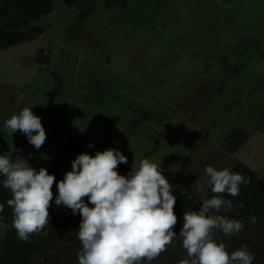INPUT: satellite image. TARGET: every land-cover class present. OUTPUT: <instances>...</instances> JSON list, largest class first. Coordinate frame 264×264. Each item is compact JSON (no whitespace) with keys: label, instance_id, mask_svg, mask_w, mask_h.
<instances>
[{"label":"rangeland","instance_id":"rangeland-1","mask_svg":"<svg viewBox=\"0 0 264 264\" xmlns=\"http://www.w3.org/2000/svg\"><path fill=\"white\" fill-rule=\"evenodd\" d=\"M18 3L0 0V27L24 30L28 20L37 30L20 51L51 60L0 73V83L20 96L21 111L33 107L46 132L39 150L24 133H13L10 154L46 168L59 182L79 154L114 148L128 160L118 165L120 175L149 159L172 189L197 202L214 195L206 166L232 170L241 163L264 180V0H81L71 6L55 0L49 10L27 16ZM235 131L247 140L232 152ZM56 182L50 220L69 227L46 254L37 250L46 233L30 234L22 261H8L9 246L27 241L12 226L11 191L1 196L0 264H44V256L49 264H79L82 246L71 235L82 217L55 204ZM246 191L244 183L227 199L234 206L229 219L242 222L241 231L226 237L218 230L215 238L229 254L247 245L252 264H264V194L237 215ZM177 224L173 231L182 241L183 222ZM180 246H168L160 264L186 258Z\"/></svg>","mask_w":264,"mask_h":264},{"label":"clouds","instance_id":"clouds-1","mask_svg":"<svg viewBox=\"0 0 264 264\" xmlns=\"http://www.w3.org/2000/svg\"><path fill=\"white\" fill-rule=\"evenodd\" d=\"M32 108L24 107L5 125L11 135L17 131L24 133L39 150L46 132ZM127 162V157L114 148L97 151L95 155L81 153L72 161L71 171L56 182L46 168L37 171L19 154L0 155V176L3 186L12 194L7 205L13 212L12 226L17 239L28 241L30 234L49 224L52 187L56 182L55 204L82 217L78 230L82 245L77 253L79 264H150L177 235L173 231L177 224L176 197L160 165L142 159L133 162L127 176L120 175L118 165ZM205 174L214 195L203 200L198 211L184 213L179 235L187 255L178 264H252L255 257L247 245L229 254L226 245L215 238L216 230L226 237L241 231L242 222L218 213L233 210L232 201L224 195H239L246 178L228 168L217 170L212 166L205 167ZM3 210L4 205L0 204V212Z\"/></svg>","mask_w":264,"mask_h":264},{"label":"trees","instance_id":"trees-1","mask_svg":"<svg viewBox=\"0 0 264 264\" xmlns=\"http://www.w3.org/2000/svg\"><path fill=\"white\" fill-rule=\"evenodd\" d=\"M54 1L55 0H19L18 5L19 7L21 6V12L23 15H26V16L28 14L37 15L36 11L44 12L45 9L49 10L51 8V4ZM64 1L69 6H71V5H74L76 2H78L79 0H64ZM23 24L26 28L24 30L19 29V27L18 28L14 27L13 30L12 29L10 30L7 24H4L0 27V49H5V48L19 45L21 43H24L28 37L34 36V31L37 30V28L31 27L30 26L31 24L28 20H24ZM8 29L10 31H8ZM48 55L49 54L44 56L42 54H39L37 56V61L43 65L48 64L51 60V58L48 57ZM244 134L245 133L243 131H235L229 136L231 140L229 145H230L232 152H237L245 144V141L247 140L246 137L244 136L242 137L243 139H241V136H243ZM32 167H35V166L32 165ZM36 169L38 171L40 168L36 167ZM231 171L242 174L246 178V181H247L245 183L247 185V191H246L247 194L245 197L246 204L238 212L237 215H239L242 210L245 211L246 209L251 208L254 204H256L260 200L261 196L264 194V180L258 178L257 175L253 171H251L249 168H247L241 163H237L236 166H234V168ZM2 180H3V177L0 176V196H4L5 193L7 192L6 191L7 188L3 186ZM54 185H55V182L53 184V187ZM172 194L176 197V203L174 205V213L177 216V223L184 222L183 216L185 212L198 211L203 200L207 199V198H204L200 200L199 202H197L196 199L190 198L188 195L183 193L180 189H172ZM224 198L228 199L229 196L225 194ZM220 214L226 215L228 218L230 217V215L228 216L229 213L228 212L224 213L223 210L221 211ZM56 219L57 217H55L53 220H50L49 224L42 230L44 233H46V236L41 234L39 235V238L37 239V250H39V252L42 254H46L49 251V249L52 248V244L54 243L53 240L56 239L57 234L65 235V230L66 228L69 227L66 224V222H60L63 220H56ZM78 221L79 222H76L78 224L74 227V233L71 235V237L73 236V239L77 237L76 238L77 240H79L78 230H79V224L81 220L79 219ZM175 232L177 233V231ZM177 236L178 235L174 237V241L172 244L177 242L178 244L182 245V241L179 240ZM77 244L79 245L81 244L80 240L78 241ZM172 244L168 246L172 247ZM168 246H166V251L162 252L159 255V257L151 261L150 264L162 263L163 260L168 256L167 255ZM30 247H31V244L28 241L27 242H16L12 246L10 245L9 246L10 253L8 254V261L9 262H11L12 260L22 261V257H26V251ZM5 248H8V246H6ZM19 253H21L22 257L19 255ZM44 257H46L44 258L45 259L44 264H49L50 262H52V260L48 258V256H44ZM141 264H147V262L141 261ZM171 264H178V263L175 262Z\"/></svg>","mask_w":264,"mask_h":264},{"label":"crops","instance_id":"crops-1","mask_svg":"<svg viewBox=\"0 0 264 264\" xmlns=\"http://www.w3.org/2000/svg\"><path fill=\"white\" fill-rule=\"evenodd\" d=\"M80 1H78L76 5ZM23 45L24 43H21L16 46L0 49V73H5L7 76V73H13V67L17 69H26L28 63H32L31 66H33L35 63L39 66L43 65L37 61V56L34 59H31V56L27 55L25 52H21L19 47H22ZM14 54H17V56L14 58L15 62L13 60ZM25 62H28L26 63V66L24 64ZM30 68L33 70V67ZM10 87V84L0 83V155H12L15 157V153L10 154V152H8V150L12 147L10 142H12L13 134L11 135L9 133V130L5 125V121L10 119L12 115H18L21 112V100L20 96L16 92H13ZM18 141H22V136L20 134H18L17 142ZM24 141L25 140L22 142Z\"/></svg>","mask_w":264,"mask_h":264}]
</instances>
